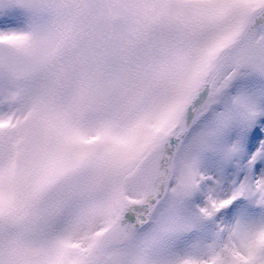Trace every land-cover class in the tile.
<instances>
[{
  "label": "snow or ice",
  "instance_id": "obj_1",
  "mask_svg": "<svg viewBox=\"0 0 264 264\" xmlns=\"http://www.w3.org/2000/svg\"><path fill=\"white\" fill-rule=\"evenodd\" d=\"M0 264H264V0H0Z\"/></svg>",
  "mask_w": 264,
  "mask_h": 264
}]
</instances>
